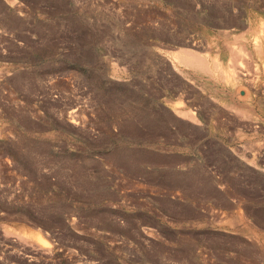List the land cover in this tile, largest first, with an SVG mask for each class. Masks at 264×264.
Here are the masks:
<instances>
[{"label":"rangeland","instance_id":"obj_1","mask_svg":"<svg viewBox=\"0 0 264 264\" xmlns=\"http://www.w3.org/2000/svg\"><path fill=\"white\" fill-rule=\"evenodd\" d=\"M262 20L264 0H0V264H264ZM241 46L234 83L181 60L228 71Z\"/></svg>","mask_w":264,"mask_h":264},{"label":"bare ground","instance_id":"obj_2","mask_svg":"<svg viewBox=\"0 0 264 264\" xmlns=\"http://www.w3.org/2000/svg\"><path fill=\"white\" fill-rule=\"evenodd\" d=\"M258 30L256 32V35L253 36V47H254V51H256V55L258 56V58L262 61V63H264V20H262L259 25H258ZM232 47V46H231ZM237 48V47H236ZM246 49V48H245ZM245 49L241 46L237 49V54H231L230 52V55L233 57L231 58L230 56V59L229 61H227V68H228V71H224V67H222L221 65H218V62L216 61L217 59H215V57L212 59V60H202V58L200 57H197L195 55H193L192 53H189V51H186L184 53H182V62H186L187 65H189L190 67L194 68L195 70L201 72V73H210L213 71V73L215 72H220L221 73V78L220 79H223V80H226V82L228 81H234L236 78H240V77H243L245 75H247V70L246 68L244 67V63L243 60L246 56V51ZM235 50V49H233ZM232 50V51H233ZM245 51V52H244ZM183 52V51H182ZM191 52V51H190ZM239 53V56L241 55V57H239L241 59V61L239 62L237 60V58H235ZM255 53V52H254ZM181 55V53L179 54ZM235 56V57H234ZM181 57V56H180ZM217 58V57H216ZM205 59V58H204ZM211 59V58H210ZM238 61V62H237ZM185 63V64H186ZM219 64H221V62L219 61ZM224 65V64H223ZM246 66V65H245ZM252 68V67H251ZM215 71V72H214ZM256 71V70H254ZM226 72V73H225ZM249 73V72H248ZM257 73V72H256ZM212 74V73H211ZM224 75V77H223ZM249 75V74H248ZM247 75V76H248ZM210 76V75H209ZM214 76V75H213ZM215 76H217L215 74ZM246 77V76H245ZM214 78V77H213ZM224 82V83H226ZM234 83V82H233ZM244 83V82H243ZM230 84V83H229ZM228 85V84H227ZM241 87V86H240ZM238 88V87H237ZM232 89V88H231ZM234 89H236V87H234ZM234 92V91H233ZM247 92L246 90L244 89H240L238 90V95H241V96H244L247 97ZM236 94V93H235ZM228 95V94H227ZM249 97V95H248ZM241 98V97H240ZM242 99V98H241ZM242 101V100H241ZM230 106V105H229ZM228 106V107H229ZM232 106V105H231ZM227 107V106H226ZM184 110V109H183ZM188 111V109H187ZM190 111V110H189ZM188 111V112H189ZM175 112V111H173ZM180 112V111H179ZM178 111L176 112L177 115L179 114H182V113H179ZM191 112V111H190ZM188 113V114H191V113ZM184 113V112H183ZM184 115V114H182ZM180 116V115H179ZM185 116V115H184ZM189 116V115H188ZM187 116L184 117V119L186 118ZM246 117V116H245ZM179 118V117H178ZM183 119V118H182ZM195 120V119H194ZM71 122V121H70ZM197 123V122H196ZM199 123V122H198ZM37 235V234H36ZM37 238V244H40L39 246H44V242H42V238L40 239L39 236H36ZM34 240V239H33ZM46 245V244H45Z\"/></svg>","mask_w":264,"mask_h":264}]
</instances>
